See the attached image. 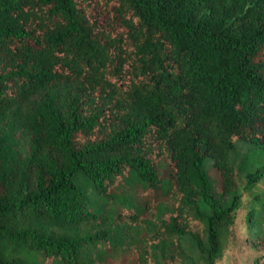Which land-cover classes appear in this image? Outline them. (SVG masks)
Returning a JSON list of instances; mask_svg holds the SVG:
<instances>
[{
	"label": "trees",
	"instance_id": "16d2710c",
	"mask_svg": "<svg viewBox=\"0 0 264 264\" xmlns=\"http://www.w3.org/2000/svg\"><path fill=\"white\" fill-rule=\"evenodd\" d=\"M237 176L264 179V0H0V264H214ZM244 213L263 258L264 190Z\"/></svg>",
	"mask_w": 264,
	"mask_h": 264
},
{
	"label": "rangeland",
	"instance_id": "374dc122",
	"mask_svg": "<svg viewBox=\"0 0 264 264\" xmlns=\"http://www.w3.org/2000/svg\"><path fill=\"white\" fill-rule=\"evenodd\" d=\"M250 150L247 144L237 142L235 150L231 154V160L234 165L238 163L243 154ZM258 160V159H257ZM259 161V160H258ZM256 161H254L255 163ZM261 163V162H260ZM256 165V163H255ZM206 170L213 180L215 189H217V172L210 166V163L205 164ZM238 191L241 193L240 208L236 213L233 224L228 227V234L222 246V252L214 264H264V257L256 259V251L258 248L252 246V237L250 236L251 227L245 219V206L248 200L254 193H260L264 190V179L256 183L254 188L249 192L243 191L244 181L241 176L236 177ZM264 228V222L260 225L257 223L255 229ZM264 247V244L261 245ZM193 252V251H192Z\"/></svg>",
	"mask_w": 264,
	"mask_h": 264
}]
</instances>
